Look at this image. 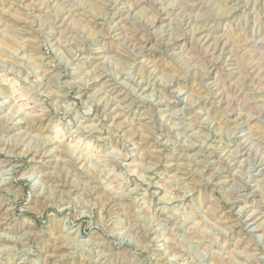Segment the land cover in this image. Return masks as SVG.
Masks as SVG:
<instances>
[{"label": "clouds", "instance_id": "1", "mask_svg": "<svg viewBox=\"0 0 264 264\" xmlns=\"http://www.w3.org/2000/svg\"><path fill=\"white\" fill-rule=\"evenodd\" d=\"M0 264H264V0H0Z\"/></svg>", "mask_w": 264, "mask_h": 264}]
</instances>
